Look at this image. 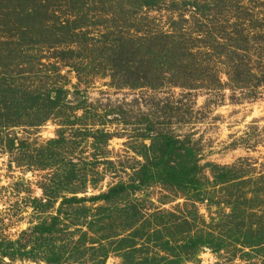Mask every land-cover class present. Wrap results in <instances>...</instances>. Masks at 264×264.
Here are the masks:
<instances>
[{
	"label": "rangeland",
	"instance_id": "obj_1",
	"mask_svg": "<svg viewBox=\"0 0 264 264\" xmlns=\"http://www.w3.org/2000/svg\"><path fill=\"white\" fill-rule=\"evenodd\" d=\"M162 136L199 191L142 183ZM0 245V264H264V0H0Z\"/></svg>",
	"mask_w": 264,
	"mask_h": 264
},
{
	"label": "trees",
	"instance_id": "obj_2",
	"mask_svg": "<svg viewBox=\"0 0 264 264\" xmlns=\"http://www.w3.org/2000/svg\"><path fill=\"white\" fill-rule=\"evenodd\" d=\"M62 59L64 60L66 57H63ZM121 64L122 63H120V61L119 63L116 62V64H114L118 71L123 69V67L120 66ZM35 99H39V96ZM32 102L35 103V100L33 99ZM57 104L58 103L56 101L51 103L49 98L45 106L54 107ZM158 140L160 141V144L156 149L157 155H155L153 158L147 157L141 168L142 183L144 184L151 180L155 183H161L171 187L187 186L190 189L199 191V187H201L200 180L197 178L199 175V166L194 159V153L192 149L189 147L187 148V145L181 143L174 137L162 136L161 138L158 137ZM125 188L126 187L124 185L117 186L110 190L108 195L101 196V198L109 200L112 196L121 194L123 191H125ZM36 231L44 233L46 230L42 228H36ZM201 244H203V242L191 240L190 246L187 248L190 249V251L194 254L198 246ZM2 247L3 246L0 245V248ZM185 257H189V255L185 254Z\"/></svg>",
	"mask_w": 264,
	"mask_h": 264
}]
</instances>
